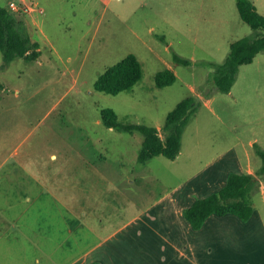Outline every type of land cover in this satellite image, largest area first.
<instances>
[{
    "label": "rangeland",
    "instance_id": "obj_1",
    "mask_svg": "<svg viewBox=\"0 0 264 264\" xmlns=\"http://www.w3.org/2000/svg\"><path fill=\"white\" fill-rule=\"evenodd\" d=\"M12 1L41 54L5 65L0 49V202H7L3 193L9 190L21 193L11 195L15 199L29 194L42 202L37 195L43 188H78L85 203L98 205L100 219L118 225L167 193L181 192L182 203L191 205L221 189L229 173L246 172L248 165L257 172L264 164L257 151L264 150V51L240 65L230 91L214 81L231 42L258 32L242 19L236 0L0 4L11 9ZM251 1L264 14V0ZM129 53L141 61L142 79L117 94L97 90L98 77ZM166 68L177 79L158 86L156 75ZM188 96H195L197 107L175 159L139 161L143 133L108 127L101 117L102 108L112 107L123 122L155 126L164 136L168 113ZM234 145L244 161L227 155L211 163ZM260 178L249 219L215 215L239 221L221 227L236 264H264V173Z\"/></svg>",
    "mask_w": 264,
    "mask_h": 264
},
{
    "label": "crops",
    "instance_id": "obj_2",
    "mask_svg": "<svg viewBox=\"0 0 264 264\" xmlns=\"http://www.w3.org/2000/svg\"><path fill=\"white\" fill-rule=\"evenodd\" d=\"M236 148L222 150L211 163L227 155L241 163L243 151ZM250 166L246 172L255 173ZM227 179L222 177V187ZM9 191L3 193L7 202H0V264H236L221 227L239 221L212 214L195 229L184 216L190 205L182 203L181 192L167 193L113 225L100 219L98 205L85 203L78 188H43L37 195L42 202H32L29 194L15 199L11 195L21 193Z\"/></svg>",
    "mask_w": 264,
    "mask_h": 264
},
{
    "label": "trees",
    "instance_id": "obj_3",
    "mask_svg": "<svg viewBox=\"0 0 264 264\" xmlns=\"http://www.w3.org/2000/svg\"><path fill=\"white\" fill-rule=\"evenodd\" d=\"M242 19L250 24L257 34L255 37L244 36L230 44V51L214 73L216 86L222 91H230L236 81L239 67L254 61L264 51V14L251 0H236ZM26 24L20 12L0 4V49L5 65L17 57L27 60L37 59L40 44L26 32ZM177 61H185L176 56ZM143 65L136 54L129 53L114 65L108 67L95 82L97 90L117 94L129 90L143 77ZM177 75L171 68L159 71L156 75L158 86H165L176 81ZM197 107L195 96H188L172 109L160 129L148 124L125 123L120 120L117 111L112 107H104L101 117L105 125L115 129L134 132L141 131L144 135L143 144L138 155L139 161L145 162L154 156L164 155L175 159L182 150V136L185 127L193 117ZM264 162V150L257 149ZM264 173V164L255 173L231 172L225 185L218 191L202 198L184 209V216L195 229H200L212 214L225 215L233 213L241 219H249L254 213L252 194L261 185L260 175ZM100 264V263H93Z\"/></svg>",
    "mask_w": 264,
    "mask_h": 264
},
{
    "label": "built area",
    "instance_id": "obj_4",
    "mask_svg": "<svg viewBox=\"0 0 264 264\" xmlns=\"http://www.w3.org/2000/svg\"><path fill=\"white\" fill-rule=\"evenodd\" d=\"M10 7H11V9H13V10H19V9H20L19 7L16 6V4H15L14 1L11 2V6H10Z\"/></svg>",
    "mask_w": 264,
    "mask_h": 264
}]
</instances>
